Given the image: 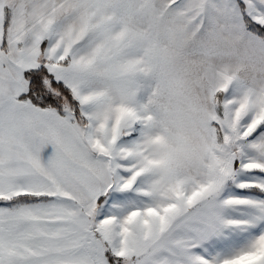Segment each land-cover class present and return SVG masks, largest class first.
I'll return each mask as SVG.
<instances>
[{
    "label": "snow or ice",
    "instance_id": "snow-or-ice-1",
    "mask_svg": "<svg viewBox=\"0 0 264 264\" xmlns=\"http://www.w3.org/2000/svg\"><path fill=\"white\" fill-rule=\"evenodd\" d=\"M0 264H264V0H0Z\"/></svg>",
    "mask_w": 264,
    "mask_h": 264
}]
</instances>
